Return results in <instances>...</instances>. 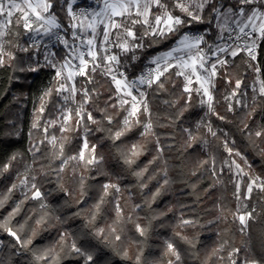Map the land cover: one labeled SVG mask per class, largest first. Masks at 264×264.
I'll return each instance as SVG.
<instances>
[{
    "label": "trees",
    "instance_id": "16d2710c",
    "mask_svg": "<svg viewBox=\"0 0 264 264\" xmlns=\"http://www.w3.org/2000/svg\"><path fill=\"white\" fill-rule=\"evenodd\" d=\"M224 2L227 4L230 0ZM53 5L51 11H54L60 22L67 27L68 16L64 0H53ZM18 16L13 20L6 41L7 52H11L16 58L10 60L6 56L5 65L0 67V166L4 165L13 154H18L9 170L0 175V199L7 197L0 207V223L8 218L17 204H20V211L11 219L9 227L15 231L27 220L25 233H19L23 238L27 234L28 227H35L36 219L45 212L49 213L47 223L40 228L30 248L44 249L55 246L54 254L59 256V264H82V258L71 251L72 239H76L77 246L88 244L103 250L111 264H131L130 261L115 255L112 247L118 251L127 248L132 255L138 249L143 250L142 259L145 264H167L169 259H174L170 254H166L167 242L173 243L178 248L182 264H229L228 253L233 248L241 249L237 264H243L246 246L251 249V254L255 258L264 261V192L254 188L251 198L247 199L248 210L255 209L257 213L253 219L248 220L247 227L242 232L239 221L233 218L239 207V201L233 195L234 174L224 166L228 154L222 144L223 140L229 139V147L239 150L247 157L252 168L251 174L264 178V153L260 151L264 149V136L253 137L254 142H252L247 136L248 130L242 131V121L247 123L252 131L258 130V126H264V96L253 97L251 87L255 74L252 67H249V64L258 66L264 81V40L259 41L255 61L241 52L228 65L218 70L215 87L212 90L215 98L214 107L217 113L226 117V120H220L211 113L205 116V110L199 102L201 97L195 91L191 94L183 91V77L172 76V80L166 84V91L157 92L155 85L151 89L148 88L154 131L159 137V146L164 148L161 158L149 164L157 154V144L152 136L146 139L141 137L139 126L120 140L113 141L109 138L107 130L111 129L114 132L126 113L120 111L117 115L119 104L114 92L115 86L111 83L110 77L102 74L101 69H97L94 74L90 73L93 76L91 83H87L84 77H78L76 81L78 88L97 90L98 97L93 94L92 101L86 107L92 112L93 117L100 121L99 125L85 120L79 129L62 132L60 126H48L47 133L42 128H32L34 111L40 105L39 97L49 86L54 70L48 68H42L38 72L18 70L38 61L34 57L35 49L31 48L28 39L29 32L22 24L15 23ZM197 27L202 30L209 26ZM197 27L182 29L181 33L170 35L159 42H154L155 38L145 37L142 41L145 45L144 49H137L135 52L139 59L133 60L132 52L121 55V65L127 66H122L120 69L129 80L135 79L144 71L152 57L168 51L177 43L183 32L196 31ZM135 30L138 36L143 32L140 25H136ZM217 35L218 30L212 27L206 39L209 43L217 44ZM17 45L28 47L30 50L22 52ZM65 51L63 47L58 49L59 58L63 57ZM172 71L174 72L175 69ZM237 79L242 80L237 92L246 93L247 107L234 104L232 106L234 110L230 112L229 101L225 97L232 93ZM189 95L191 100L184 110ZM77 98L81 99L79 93ZM62 103L61 97L53 95L45 112L40 114L39 124L47 125L54 119L58 113V106ZM112 103H117L116 109L110 107ZM75 108L76 106L73 109ZM253 108H255L254 114L248 117L247 113ZM101 109H106V113L100 111ZM182 110L181 116L179 113ZM105 115L113 116L111 124L105 119ZM141 119H144L143 115ZM209 123L219 139L208 132ZM74 124L75 120L69 122L70 129ZM85 124L91 131L85 133ZM198 124L199 128H197ZM98 127L105 130L98 131ZM185 129L190 130L197 137L192 147L188 146L189 135ZM30 132L31 136H29ZM53 135L57 137L55 146L49 142ZM85 137L89 148L96 145V155L103 156V160L98 165H90L87 168L83 162L68 161L61 171L62 160L76 155L83 148ZM233 140L234 144L231 143ZM40 141L44 142L40 143ZM61 143L64 144V154L63 157L57 158ZM134 143H143L146 147L144 154L129 167L124 164L120 152L127 151ZM32 145L40 149L38 152L33 149L34 155L33 152H29ZM88 155V150H85V156ZM211 158H215V172L211 166ZM205 160L209 163L200 167V162ZM26 166L30 167V175L36 177L33 181L43 194L46 209L39 207L40 200L25 199V193L30 197L31 192L29 190L22 192L19 188V182L24 176L22 171ZM145 166L148 167V172L142 179L137 178L133 174L134 171ZM221 168L224 169L223 172L220 171ZM245 169L248 171L247 168ZM163 170L167 171L169 180L167 185L163 184ZM153 174L155 179L149 180ZM81 179L84 181L83 189H81ZM218 180L222 183H217ZM247 180L248 177H245L244 182ZM110 182L118 183L121 191L116 193L114 189H109V195L105 197V203L101 206V212L97 215L93 228H85L86 217L90 218L93 205L103 195V185ZM143 183H147V187L142 188ZM13 184L17 185L14 189ZM158 187L161 195L152 202L151 196ZM82 191L84 195H81ZM241 193L244 197V184ZM117 201L122 209L123 220L113 225L116 221ZM136 205L139 207H135ZM77 212L80 213L79 216L74 215ZM56 217L60 219L57 220ZM128 217H131V220ZM182 220H191L193 223L181 225ZM137 223L145 228L144 236L136 230ZM110 225L116 226L117 232L121 235L120 241L113 240L111 235L108 236L112 247L101 244L92 235L84 236L96 227L104 228L105 233L108 234ZM65 232L71 234L66 237L68 243L60 245L58 243L60 235ZM177 232L193 241L195 247L181 240L180 236L176 235ZM0 240L3 241V246L0 247V261L4 264L9 262L35 264L31 252L21 250L18 246L13 247L17 243L15 238L3 229H0ZM221 245H224L223 250L214 255L213 250ZM39 264H49V261H40Z\"/></svg>",
    "mask_w": 264,
    "mask_h": 264
},
{
    "label": "snow or ice",
    "instance_id": "6c2138e0",
    "mask_svg": "<svg viewBox=\"0 0 264 264\" xmlns=\"http://www.w3.org/2000/svg\"><path fill=\"white\" fill-rule=\"evenodd\" d=\"M76 0H71L67 3V27L61 22L60 18L53 9V0H22L21 3H16L15 0H0V16L5 17L3 22H0V40L3 37L9 35V25L13 23L12 17L15 13L20 15L15 20L17 25L22 24L23 28L28 32H34L36 36L49 37V44H44V63L36 61L34 64L29 65L27 68H19L21 72H38L42 68H48L54 70V75L49 81V86L44 89L39 97L40 105L36 110L37 113L43 114L46 110L47 104L50 102L53 95L61 97L63 104L58 106L60 115L63 117V121L60 123V130L67 132L69 130L79 129L82 122L87 120L92 124H100V121L93 117L91 111H89L86 105L92 101L93 94L98 93L96 89L89 90L86 87L77 88L76 77H84L87 83L93 82V76L91 74L96 73L97 69H101L103 75L110 77L111 83L115 86L114 92L119 97L118 104L120 111L125 112L122 121L118 128L113 132L108 129L109 138L113 141L120 140L121 137L126 136L135 127H140V136L145 139L149 136L155 138L157 144L156 156L149 161V164L155 163L157 159L161 158L164 151L163 147H160L159 137L154 131V123L152 120V111L149 105L148 93L142 91L141 86L147 88H153L155 90L166 91V84L172 80V76L183 77L184 85L183 91L191 94L193 91L201 97L200 104L207 105L208 112L216 115L220 120H226L225 116L216 112L214 107L215 98L211 91L215 87L214 77L218 74L219 65L221 68L228 65L229 60L227 58H219L220 53H226L227 55L235 58L241 52H246L248 57L255 61L257 59V48L259 47V41L264 40V0H230L229 3H225L224 0H96L97 4H100L98 10L93 9L86 11L81 8L78 12L73 11V4ZM155 9V11H153ZM32 17V18H30ZM136 25H140L143 28V32L138 36L135 30ZM199 25H208V28L199 29ZM197 27L196 31L183 32L180 35L175 46L169 51L156 55L149 60L151 65L146 71L142 72L135 79L129 80L128 76L119 71L120 67H126L127 65H121V55H126L128 52H132L133 60L139 59L135 55L137 49H144L145 45L142 41L145 37L155 38L154 42L167 39L170 35L181 33L182 29H192ZM212 27L218 30L216 39H225L224 33L228 32L227 37L230 40H234L231 45H220L209 43L206 39L211 33ZM248 29V31H245ZM118 30V31H116ZM63 33V34H61ZM113 33L115 38L113 39ZM233 33H236L233 38ZM18 34V33H17ZM98 44V38H101ZM243 37H248L250 43L246 40L243 47L236 41H240ZM33 43L31 48L37 52L40 50V45L43 41L36 40L35 37L31 38ZM58 42L63 45L65 54L62 58H57V54L51 51L50 44ZM78 42V44L76 43ZM203 45V47H202ZM20 51L28 52V47H20L17 45ZM112 48L119 49V53L111 51ZM84 49V50H82ZM231 49V51H229ZM207 50V51H206ZM208 51L211 52V56L208 55ZM177 53H183L177 55ZM7 56L10 60H14L16 57L7 52L4 48V43L0 42V67L5 65L4 57ZM212 56H216L217 59L208 63L212 59ZM78 63H73V61ZM207 65V67H206ZM249 67H252L249 64ZM175 69L173 72L172 70ZM255 71L259 72L260 69L257 66ZM91 73V74H90ZM171 73V75H169ZM231 82V81H229ZM193 83L197 85L195 89L192 88ZM242 80L237 79L235 81V88L230 96H226L225 99L231 101L238 95L237 90L240 89ZM136 94H134V90ZM66 93V94H65ZM81 95L80 100H76L77 94ZM259 95L264 96V81L260 82ZM127 97V98H126ZM130 98V99H128ZM113 99V97H109ZM191 100L189 95L185 109ZM73 101L76 103V108L67 107V103ZM168 103V101H165ZM237 104L240 100L236 101ZM110 107L116 109L117 103H112ZM247 107V105H245ZM231 103L228 105V111H233ZM106 113V109H101ZM255 112V108L247 113L248 117H251ZM143 115L144 119H141ZM183 115V110L179 113ZM41 115H37L33 121L32 128H42L45 133L48 131V126H55L56 121L50 120L47 125H40L39 120ZM105 119L109 124L113 121V116L105 115ZM75 120L74 126L70 129L69 122ZM243 130L247 131V136L250 141L253 137L259 138L264 136V126H258V130L252 131L249 129V125L243 122ZM162 126V125H161ZM199 124L197 128H199ZM98 131H104L102 127L97 128ZM207 130L213 137H217L216 131L213 130L211 124L207 125ZM85 133L91 131V129L84 125ZM189 135L188 146L192 147L193 142L197 140V137L192 134L188 129H185ZM32 133H29L31 136ZM218 138V137H217ZM47 140L48 137L46 136ZM66 139V138H65ZM219 139V138H218ZM57 137L51 136L50 143L55 146ZM44 141H40L43 143ZM254 142V141H252ZM205 143H207L205 141ZM230 140L225 139L222 141L224 150L227 152L229 159L224 161L227 165L229 172H234L237 180L235 182V192L233 195L238 201L242 200L240 196L241 184H244L245 194L243 200L251 198V194L255 189L264 192V178L259 175L253 176L251 165L248 163L247 157L242 155L239 150L229 147ZM232 144L235 141H231ZM146 145L143 143H134L128 148L127 151H121L120 155L124 164L131 167L136 163L137 158L144 154ZM60 151L57 154V158L63 157L64 144L59 145ZM40 151L38 147L32 145L29 148V152ZM85 150H88L89 155L85 156ZM264 153V149H260ZM35 153L33 152V155ZM18 154H13L10 159L2 166H0V175L7 172L12 166V162L17 159ZM234 157H239L243 162L238 163ZM103 160V156L96 155V145H92L89 148L87 138H84L83 148L76 154L68 156L67 159L62 160L61 171L68 161L83 162L85 168L90 165H98ZM209 161L205 160L200 162V167L204 164H208ZM211 166L215 172V158H211ZM245 168L248 171H245ZM30 167L26 166V171H29ZM223 168L220 169L223 172ZM148 172V167L134 171V175L137 178L142 179L145 173ZM164 180L163 184L167 185L169 180L167 179V171L163 170ZM195 175V172H193ZM244 177H248L247 182H244ZM33 180L36 177H32ZM155 179V174L149 177V180ZM222 183V181H217ZM21 184L28 186L29 181L27 176L21 181ZM84 181L81 179V189H83ZM215 185H213L214 187ZM17 185L13 184L12 188H16ZM141 187H147V183L141 184ZM109 189H114L116 193L121 191L118 183H106L103 185V195L100 196L98 202L93 205L92 215L86 217L85 228H93L97 215L101 212V206L105 203V197L109 195ZM34 190V191H33ZM11 191V189L9 190ZM31 196L25 193V199L40 200L39 207L46 209L47 205L44 202L43 194L35 183H31L29 187ZM85 193L82 191L81 195ZM161 195L160 188L152 194L151 200L155 202L156 198ZM7 197L0 199V207L3 206ZM23 201H21V204ZM79 203V201H78ZM147 203V201H146ZM135 207H139L136 205ZM243 207L246 209L247 205ZM20 211V204H17L13 211L9 213L8 218L0 223V229H3L10 236L15 238L16 244L13 247H19L21 250H28L31 252L35 264H39L40 261H49V264H59L58 254L55 246L49 248H30L34 239L39 234L40 228L47 223V216L49 213L45 212L38 219L35 220V227H28L27 234L22 236L19 233H25L27 220L24 224L19 225L17 230H13L9 227L11 219ZM116 221L113 225L122 222L123 215L119 202H116ZM223 211V209H221ZM241 212V208L238 207L233 214V218L238 220L243 232L247 227V221L253 219L252 212ZM74 215L79 216L77 212ZM30 219V217H29ZM59 220V217H56ZM131 220V217H128ZM193 222L191 220H182L181 225H189ZM110 225L108 228V234L105 233V229L102 227H96L91 233H85L84 236H94L101 244L112 247V242L108 239L111 235L113 240L120 241L121 235L117 232V227ZM136 230L141 236L146 234L145 228L141 227L138 223L135 224ZM122 231V229H121ZM70 233H62L60 235L58 243L64 245L68 243L66 237H69ZM177 236H180L181 240L185 243L195 247L193 241L187 237L182 236L177 232ZM226 243V242H225ZM3 246V241H0V247ZM224 245H221L218 249L213 250V254H217L223 250ZM71 251L78 257L82 258V264H111L109 258L104 254L103 250L97 249L95 246L86 244L85 246H77L76 239H72L70 243ZM112 251L115 255L120 256L123 260L130 261L131 264H145L143 257V250L138 249L137 252L132 255L127 248L122 251H118L115 247H112ZM241 252L240 248H233L228 253L229 264H237L238 254ZM174 259H169L167 264H182L181 253L178 248L171 242H167V252ZM223 259V257H220ZM0 264H4L0 261ZM10 264V262H9ZM243 264H264L261 259L255 258L251 254V249L246 246V253L243 257Z\"/></svg>",
    "mask_w": 264,
    "mask_h": 264
},
{
    "label": "rangeland",
    "instance_id": "374dc122",
    "mask_svg": "<svg viewBox=\"0 0 264 264\" xmlns=\"http://www.w3.org/2000/svg\"><path fill=\"white\" fill-rule=\"evenodd\" d=\"M15 2H16V3H21V4H22V0H15ZM64 2H65V4L67 5V3H70L71 0H64ZM99 7H101V5H100V4H97V3H96V0H76V3L73 4V11H74V12H78L81 8L85 9L86 11H91V10H93V9L98 10ZM18 15H20V13H15V14L13 15V17H12V21H13L14 18H15L16 16H18ZM30 18H32V17H30ZM4 19H5V17L0 16V22H3ZM11 27H12V24L9 25V28H8V31H9V32H10ZM116 31H118V30H116ZM245 31H248V29H246ZM61 34H63V33H61ZM235 34H236V33H233V34H232V35H233V38H234ZM223 35H224L225 39H223V40H218V43H217V44L224 45V46H227V45H231V44H233L234 40H230V39L227 38V37L229 36V33H228V32H225ZM7 36H8V35H7ZM7 36L3 37L2 40H0V42H3V43H4V48H5V50H6ZM32 37H35L36 40L43 41V43H41V45H40V50H39V52H37L36 50H35V52H34V57L37 58V60L42 64V63H44V60H43V54H44V51H45V49H44V44H49V40H50V38H49V37H46V36H43V35L36 36V34H35L34 32H29V34H28V39H29L31 45H32V43H33L32 39H31ZM112 38H113V39L115 38V33H113V37H112ZM100 39H102V37H101V38H98V44H99ZM246 40L250 43V40H249L248 37H243L240 41H236V43H239V44L241 45V47H243L244 44H245V41H246ZM76 43L78 44V42H76ZM175 45H176V44H175ZM175 45H174V46H175ZM49 46H50V48H51V51L55 52L56 54H57L58 49H59L60 47H63V45L59 44L58 42H54V43L50 44ZM202 47H203V45H202ZM63 48H64V47H63ZM82 50H84V49H82ZM118 50H119V49H116V48H112V49H111V51H113V52H117ZM169 50H170V49H169ZM169 50H168V51H169ZM6 51H7V50H6ZM229 51H231V49H229ZM166 52H167V51H166ZM163 53H164V52H163ZM243 53H245V54L247 55L246 52H243ZM160 54H162V53H160ZM182 54H183V53H177V55H182ZM158 55H159V54H158ZM208 55L211 56L212 54H211V53H208ZM247 56H248V55H247ZM57 58H59L58 54H57ZM152 58H153V57H152ZM219 58H227V59L229 60V63H230V62L232 61V59H233V57L227 55L226 53H220V54H219ZM4 59H6V56L4 57ZM216 59H217L216 56H212V59L209 60L208 63L210 64V63L214 62ZM73 63H78V61H75V60H74ZM149 67H154V65H151V64L149 63V61H148L147 64H146V67H145L144 71H146V69L149 68ZM206 67H207V65H206ZM217 67H218V70L221 68L219 65H217ZM255 68H256V67H255L254 64H253V65H252V69H253V72H254V74H255V79H254V82L252 83L251 90H252V92H253V97H254V98L258 97V95H259L260 82L262 81V78H261V76H260V72L255 71ZM119 71L123 72L120 68H119ZM144 71H143V72H144ZM78 77H79V76H78ZM78 77L75 78L76 81H77ZM215 78H216V77L213 78V79H214V82H215ZM76 86H77V84H76ZM196 87H197V85H196L195 83H193L192 88L195 89ZM77 88H78V86H77ZM140 90H142V91H146V92H147V91H148V88H147L146 86H141V89H140ZM212 90H213V88L211 89V91H212ZM133 91H134V94H136L135 89H134ZM65 94H66V93H65ZM77 95H78V94H77ZM230 95H231V94H230ZM230 95H228V96H230ZM126 98H127V97H126ZM61 99H62V98H61ZM118 99H119V97H118ZM128 99H130V98H128ZM76 100L78 101L77 96H76ZM237 100H240V103H239V104L236 103ZM62 101H63V100H62ZM228 101H229V100H228ZM63 103H64V102H63ZM63 103H62V104H63ZM229 103H231L232 106H233L234 104L237 105V106H243V105H246V103H247V95H246V93H245V92H244V93H241V94L238 93V95H237L236 97H234L231 101H229ZM62 104H61V105H62ZM66 106H67V107H70V108H74V107L77 106V105H76L75 102H73V101H69V102L67 103ZM202 107H203L204 110H205V116H207V115L209 114L208 109H207V105H202ZM37 115H40V114L37 113V111L35 110V111H34V115H33V121H34V119H35V117H36ZM52 120H55V121H56L55 126H60V123L63 121V117L60 115L59 110H58L57 116H56L54 119H52ZM32 124H33V122H32ZM51 127H53V126H51ZM227 159H229L228 156H227L226 160H227ZM234 159H236V161H237L238 163H241V166H242V167L244 166V165H243V162L240 160L239 157H234ZM224 166H225V168L228 169L227 165L224 164ZM228 170H229V169H228ZM245 171H246V169H245ZM22 172H23V175H24V176L21 178V181L24 180L25 176H27L28 181H29V184H28V186H25V185L21 184V181H20V182H19V188L21 189L22 192H26V191L29 190V187H30L31 183H34V181H33V179H32V176L30 175V172H29V171H26V169H25V170H23ZM232 173L234 174V172H232ZM234 177H235V182H236L237 177L235 176V174H234ZM244 180H245V177H244ZM242 186H243V183L241 184V188H242ZM240 196L242 197V200L239 201V207L241 208V212H244V211H252V210H248V202H247V200H243V196H242V193H241V192H240ZM244 204L247 205V208H246V209L243 207ZM256 213H257L256 211H253V212H252L253 217L256 216ZM247 223H248V221H247ZM0 241H1V240H0Z\"/></svg>",
    "mask_w": 264,
    "mask_h": 264
}]
</instances>
